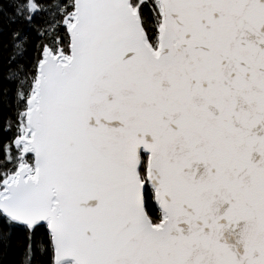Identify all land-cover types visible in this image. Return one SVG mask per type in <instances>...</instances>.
Returning a JSON list of instances; mask_svg holds the SVG:
<instances>
[{
	"label": "snow or ice",
	"instance_id": "snow-or-ice-1",
	"mask_svg": "<svg viewBox=\"0 0 264 264\" xmlns=\"http://www.w3.org/2000/svg\"><path fill=\"white\" fill-rule=\"evenodd\" d=\"M264 264V0H0V264Z\"/></svg>",
	"mask_w": 264,
	"mask_h": 264
},
{
	"label": "trees",
	"instance_id": "trees-1",
	"mask_svg": "<svg viewBox=\"0 0 264 264\" xmlns=\"http://www.w3.org/2000/svg\"><path fill=\"white\" fill-rule=\"evenodd\" d=\"M14 258H15L14 254H10V255H9V258H8V260H9V264H11V261H12Z\"/></svg>",
	"mask_w": 264,
	"mask_h": 264
}]
</instances>
